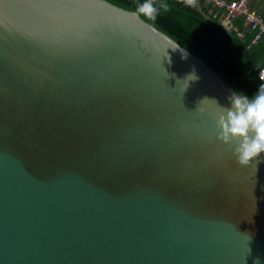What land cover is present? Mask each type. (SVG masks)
Here are the masks:
<instances>
[{
  "label": "water",
  "instance_id": "95a60500",
  "mask_svg": "<svg viewBox=\"0 0 264 264\" xmlns=\"http://www.w3.org/2000/svg\"><path fill=\"white\" fill-rule=\"evenodd\" d=\"M233 92L138 11L0 0V264H264Z\"/></svg>",
  "mask_w": 264,
  "mask_h": 264
},
{
  "label": "trees",
  "instance_id": "16d2710c",
  "mask_svg": "<svg viewBox=\"0 0 264 264\" xmlns=\"http://www.w3.org/2000/svg\"><path fill=\"white\" fill-rule=\"evenodd\" d=\"M106 1L134 12L145 2ZM152 4L157 14L154 19L140 14L144 21L201 58L237 93L251 98L259 91L260 85L264 83L258 76L264 65V41L252 45L253 32L240 36L244 30L243 18L234 22L235 29L227 30L222 23L224 12L203 1H199L200 7L190 6L187 0H159ZM250 6L253 9L252 4Z\"/></svg>",
  "mask_w": 264,
  "mask_h": 264
},
{
  "label": "clouds",
  "instance_id": "9594fccd",
  "mask_svg": "<svg viewBox=\"0 0 264 264\" xmlns=\"http://www.w3.org/2000/svg\"><path fill=\"white\" fill-rule=\"evenodd\" d=\"M187 3L194 6L195 0H187ZM163 7L167 8L166 5ZM137 11L153 19L157 14V9L150 0H145ZM193 79H196L194 75L187 77V80ZM206 99L208 98L205 97L202 101ZM229 101L230 107L220 106L221 111L216 120V139L225 145L235 143L233 154L238 163L248 165L264 154V83L253 97L233 92Z\"/></svg>",
  "mask_w": 264,
  "mask_h": 264
},
{
  "label": "built area",
  "instance_id": "2783aa9c",
  "mask_svg": "<svg viewBox=\"0 0 264 264\" xmlns=\"http://www.w3.org/2000/svg\"><path fill=\"white\" fill-rule=\"evenodd\" d=\"M206 5H211L223 11L225 18L222 21L224 27L228 29L230 24L239 18H243L245 23L249 25L250 30L254 33L252 45H256L259 41H264V15L255 12L251 6V0H200ZM259 78L264 77V65L258 73Z\"/></svg>",
  "mask_w": 264,
  "mask_h": 264
},
{
  "label": "crops",
  "instance_id": "0c3cea01",
  "mask_svg": "<svg viewBox=\"0 0 264 264\" xmlns=\"http://www.w3.org/2000/svg\"><path fill=\"white\" fill-rule=\"evenodd\" d=\"M157 1V0H156ZM159 1V0H158ZM199 1L200 0H195V2H197L198 4H199ZM197 4V5H198ZM250 4H252V7H253V10L255 11V12H258V13H260V14H264V0H251L250 1ZM195 6V5H194ZM198 7H200V5H198ZM220 11V10H219ZM224 20V19H223ZM237 20V19H236ZM236 20H234L231 24H230V26L228 27V29L227 30H231V29H235V26H234V22L236 21ZM225 21V20H224ZM237 29V28H236ZM244 33H249V34H251L252 33V31L250 30V27H249V25L248 24H246V23H244V30H243V32L242 33H240V36H243L244 35Z\"/></svg>",
  "mask_w": 264,
  "mask_h": 264
},
{
  "label": "rangeland",
  "instance_id": "374dc122",
  "mask_svg": "<svg viewBox=\"0 0 264 264\" xmlns=\"http://www.w3.org/2000/svg\"><path fill=\"white\" fill-rule=\"evenodd\" d=\"M157 1H158V0H157ZM197 4H198V3H197V2H195V6H196V7H198V5H199V4H198V5H197Z\"/></svg>",
  "mask_w": 264,
  "mask_h": 264
}]
</instances>
